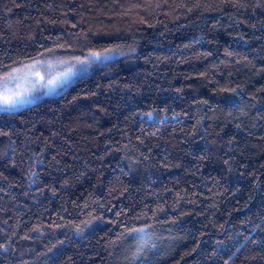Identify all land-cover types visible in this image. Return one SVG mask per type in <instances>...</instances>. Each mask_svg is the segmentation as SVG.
Wrapping results in <instances>:
<instances>
[{"label": "trees", "instance_id": "16d2710c", "mask_svg": "<svg viewBox=\"0 0 264 264\" xmlns=\"http://www.w3.org/2000/svg\"><path fill=\"white\" fill-rule=\"evenodd\" d=\"M106 49L0 113V264H264V0H0V75Z\"/></svg>", "mask_w": 264, "mask_h": 264}, {"label": "snow or ice", "instance_id": "6c2138e0", "mask_svg": "<svg viewBox=\"0 0 264 264\" xmlns=\"http://www.w3.org/2000/svg\"><path fill=\"white\" fill-rule=\"evenodd\" d=\"M114 51V49H106L101 52L90 51L83 59L77 57L74 60L58 61L59 64L67 66L66 70L60 72L57 76H50L47 80V85L56 86L65 82L76 74V70H85L93 63L110 59ZM44 66V62L35 60L33 63L14 67L0 75V111L11 112L19 108L23 103L30 102L26 101L25 97L32 89L22 86V82L23 84L31 83L34 87L36 81L44 80V76L41 75L40 71ZM47 67L51 68L53 64L49 62ZM148 115L150 117L151 113Z\"/></svg>", "mask_w": 264, "mask_h": 264}, {"label": "rangeland", "instance_id": "374dc122", "mask_svg": "<svg viewBox=\"0 0 264 264\" xmlns=\"http://www.w3.org/2000/svg\"><path fill=\"white\" fill-rule=\"evenodd\" d=\"M86 56L87 55H85L83 57H79V58L83 59ZM116 57H117L116 52H113L111 54L110 59L93 63L90 66H88L85 70H76L75 75H73L71 78H69L65 82L57 84L56 86L47 85V80L50 78V76L51 77L57 76V75H59L60 72L66 70L67 66L64 64H59L58 61L74 60L77 57L60 59L56 62L50 61V63L53 64V67H51V68L47 67V64L49 63L48 61L44 62L45 66L40 69L41 75L44 76V80L36 81L34 87L31 83L23 84V82H22V86L32 89V91L25 97V100L30 101V102L23 103L19 108H17L14 111H11V112H17V111H20L26 107L35 105V104L45 100L46 98L61 95L65 90L70 88L75 82H77L81 78H84L86 76L91 75L97 68L101 67L102 65L106 64L107 62L114 60ZM4 112L5 111H0V113H4ZM11 112H7V113H11Z\"/></svg>", "mask_w": 264, "mask_h": 264}]
</instances>
